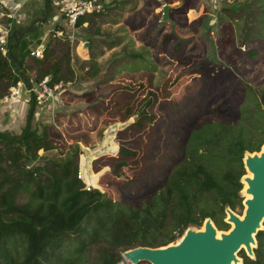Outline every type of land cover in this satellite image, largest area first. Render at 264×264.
I'll use <instances>...</instances> for the list:
<instances>
[{
	"label": "rangeland",
	"instance_id": "1",
	"mask_svg": "<svg viewBox=\"0 0 264 264\" xmlns=\"http://www.w3.org/2000/svg\"><path fill=\"white\" fill-rule=\"evenodd\" d=\"M261 2L124 0L75 28L62 18L63 0H35L22 9L15 29L26 42L25 78L34 81L47 72L45 79L61 82L53 99L33 104L29 130L37 135L47 131L52 148L38 150L36 159L31 158L35 148L27 152L19 143L29 122V95L24 92L2 106L0 133L9 141L0 140V212L2 197L24 211L39 202L53 179L63 176L67 162L71 182L83 174L89 183V167L91 177L97 175V187L115 203L141 207L162 189L176 165L191 164L190 141L196 131L212 123L257 125L253 112L243 108L249 103L255 111L245 85L254 94L264 85ZM165 6L170 7L167 21ZM20 45L12 53L17 60L24 52ZM40 45L46 47L43 67L28 56ZM13 72L17 75L15 67ZM25 78L20 77L22 83ZM11 83L12 78L0 74V97ZM201 135L196 144L200 156L193 159L204 162L203 156L209 157L207 163L222 178L237 174L222 159L221 146L213 143L208 149L206 132ZM27 172L35 174L29 177ZM248 175L244 167L242 190ZM242 190V201L232 211L243 217ZM204 198L206 206L214 204L212 196ZM225 216L228 232L232 225ZM245 256L255 258L242 251L241 264Z\"/></svg>",
	"mask_w": 264,
	"mask_h": 264
},
{
	"label": "trees",
	"instance_id": "2",
	"mask_svg": "<svg viewBox=\"0 0 264 264\" xmlns=\"http://www.w3.org/2000/svg\"><path fill=\"white\" fill-rule=\"evenodd\" d=\"M260 1L259 12L262 18L264 0ZM88 18H83L76 27L83 26ZM245 18L243 16L242 19ZM258 27L264 31L263 18ZM252 31L256 33V29ZM23 38L22 35L19 37L20 48L24 51L18 60L21 68L13 54L10 60L0 57V74L2 77L12 78L8 89L22 82L20 77H26V42ZM13 43L11 38L12 48ZM32 59L37 66H44L43 61ZM13 67L17 75L13 72ZM48 75L47 72L40 73L34 81L25 78L23 82L27 87H32L44 81ZM60 82V79L52 77L48 84L54 88ZM245 86L249 102L254 103L255 111L248 108L249 103L243 111L253 112L257 125L247 128L241 122L234 125L212 123L203 131H196L192 136L194 141H190L191 164L181 162L176 165L162 189L141 207L115 203L100 187L88 191L86 184L77 178L71 182L66 171L69 162L63 166V176L54 178L52 187L38 196L39 202L26 205L25 211L14 208L2 197L0 264H119L126 251L138 247L161 248L174 244L189 228L202 227L206 219H211L219 231H226V208L233 210L235 202L242 201L239 193L242 190L240 181L244 176L245 155L259 153L264 146V85L261 90L255 91L256 94L252 93L249 84ZM30 99L29 122L21 133L19 143L27 152L35 148L31 158L36 159L38 150L49 151L52 148L47 131L37 135L29 130L33 104L36 103L31 97ZM205 132L206 147L211 149L213 143L221 146L225 152L222 159L231 167L237 168V174L227 173L222 178L214 171L212 164L207 163L211 162L209 157L203 156L206 158L204 162L193 159L194 154L198 155L196 144H200L201 134ZM0 140L9 141L1 133ZM206 154L209 151L206 150ZM34 174L27 172L29 177ZM119 175L121 174L118 177ZM120 178L126 177L121 175ZM20 190H27V185ZM206 195L212 196L214 200L211 207L206 206ZM47 210L50 213L46 216ZM4 217L9 219L5 220ZM256 240L255 258L245 256L243 264H264V230L258 233Z\"/></svg>",
	"mask_w": 264,
	"mask_h": 264
},
{
	"label": "water",
	"instance_id": "3",
	"mask_svg": "<svg viewBox=\"0 0 264 264\" xmlns=\"http://www.w3.org/2000/svg\"><path fill=\"white\" fill-rule=\"evenodd\" d=\"M169 6L163 8L164 21L168 20ZM21 33L15 31L13 49L20 44ZM19 67L21 63L17 60ZM245 169L252 178L244 177L247 183L244 216L226 208V222L232 225L228 232H219L211 219H206L203 229L189 228L176 243L161 248L138 247L122 254L119 264H241L238 254L245 251L254 257L257 248L256 237L264 225V146L261 153H247ZM256 247V248H255Z\"/></svg>",
	"mask_w": 264,
	"mask_h": 264
},
{
	"label": "built area",
	"instance_id": "4",
	"mask_svg": "<svg viewBox=\"0 0 264 264\" xmlns=\"http://www.w3.org/2000/svg\"><path fill=\"white\" fill-rule=\"evenodd\" d=\"M124 0H63L66 6L63 8L62 18L73 28L77 26L79 21L88 17H99L107 14L111 9L115 8L117 2ZM219 2L231 3L237 0H218ZM28 0H0V57L7 60L11 59L13 52L10 47L12 33L15 25L18 24V18L22 17L19 13L22 11V5ZM16 22V23H15ZM87 24L83 23V26ZM46 47L40 45L36 49H31L30 56L35 59L42 60ZM45 79L39 84L27 87L24 83L19 82L16 86L9 89V92L0 99V119L3 105H10L17 101L23 94L27 92L35 102L41 105L43 102L53 99L58 86L54 88L48 84ZM78 178L82 180L89 191L91 187L86 183L84 175L79 174Z\"/></svg>",
	"mask_w": 264,
	"mask_h": 264
},
{
	"label": "crops",
	"instance_id": "5",
	"mask_svg": "<svg viewBox=\"0 0 264 264\" xmlns=\"http://www.w3.org/2000/svg\"><path fill=\"white\" fill-rule=\"evenodd\" d=\"M32 1H35V0H28V2L27 3H25L24 5H22L23 7H22V9H24V8H26ZM20 23V21L18 22V24ZM15 31H17V29H14V31H13V33L15 32ZM12 33V34H13ZM22 34V33H21ZM21 36V35H20ZM19 36V37H20ZM12 38H13V36H12ZM13 41H14V39H13ZM14 43H15V41H14ZM13 43V44H14ZM13 49V48H12ZM25 92V91H24ZM23 92V93H24ZM27 93V92H26ZM28 94V93H27ZM29 95V94H28ZM29 98H30V96H29ZM27 99V98H26ZM91 167V166H90ZM91 168L89 169V167L85 170V172H86V179H88L89 180V183L87 182V184L91 187V188H97V185L95 184L96 182H97V179H93L92 177H91Z\"/></svg>",
	"mask_w": 264,
	"mask_h": 264
},
{
	"label": "bare ground",
	"instance_id": "6",
	"mask_svg": "<svg viewBox=\"0 0 264 264\" xmlns=\"http://www.w3.org/2000/svg\"><path fill=\"white\" fill-rule=\"evenodd\" d=\"M249 173V172H248ZM247 175V174H246ZM247 177H250V178H252V174L251 173H249V175L247 176ZM248 189V185H247V183H244V188H243V192L242 193H244V196H245V199L247 200V199H250L251 198V196L250 195H246L245 194V191ZM249 196V197H248ZM245 213V212H244Z\"/></svg>",
	"mask_w": 264,
	"mask_h": 264
}]
</instances>
